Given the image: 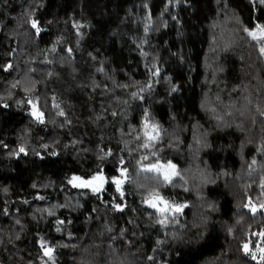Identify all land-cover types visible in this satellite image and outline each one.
<instances>
[{
	"label": "trees",
	"instance_id": "obj_1",
	"mask_svg": "<svg viewBox=\"0 0 264 264\" xmlns=\"http://www.w3.org/2000/svg\"><path fill=\"white\" fill-rule=\"evenodd\" d=\"M257 22L258 0H0V264H255L264 56L244 29ZM145 121L171 182L140 168ZM97 171L120 189L68 183ZM157 193L185 204L167 226L144 203Z\"/></svg>",
	"mask_w": 264,
	"mask_h": 264
},
{
	"label": "snow or ice",
	"instance_id": "obj_2",
	"mask_svg": "<svg viewBox=\"0 0 264 264\" xmlns=\"http://www.w3.org/2000/svg\"><path fill=\"white\" fill-rule=\"evenodd\" d=\"M253 2L255 3V0H253ZM259 4L260 5H264V0H259ZM30 23L32 25V27L36 30V32L39 34L41 32V28L39 26V21L35 18H31L30 19ZM257 29L259 30V33H257ZM246 32H249L250 35H252L253 37H256L257 34H259L260 36H264V24H257L256 28L253 29H249V28H245L244 29ZM145 31H147V27H145ZM69 51H71V49H69ZM260 52L262 54H264V46H261L260 48ZM11 65H6L5 67H10ZM156 73H159V68L156 69ZM133 95H136L135 93H133ZM141 99H143V97H141ZM29 103L31 104V101H29ZM7 107V105H5ZM33 107V112L32 114L34 116L37 117V119H41L43 118V113L40 112L37 108L36 105H32ZM260 113L261 116H264V110H261L259 107L257 109ZM61 114H63V111H61ZM145 115H147V112L145 113ZM219 119V117H218ZM147 127H148V122L145 121V135L147 137H149L150 140H155L157 139V137L160 135L159 131H158V126L156 124H152L151 128L154 130L155 135H153V133L148 132L147 131ZM0 143H3L2 141H0ZM199 143V141H198ZM148 144V141L145 142V145ZM5 147H7V145H4ZM41 147L46 148L47 145H42ZM258 151H264V147H262L261 149H258ZM27 150L26 148L21 145L19 148L18 152H12L9 153L10 155H16L19 156L21 153H25L26 154ZM111 152V149H109V153ZM37 155H40V153H37ZM53 155H55V153H53ZM146 159V157L144 158ZM120 163L123 164V158H121ZM138 164L140 163L139 161L137 162ZM253 163H255V160L253 161ZM251 167V166H250ZM140 168L143 169L144 171H155L157 173H162L164 176V180L167 182H171L172 181V177L175 175H178V173L175 171L176 165L172 163L171 160H169L167 162V165H164L160 162L159 159L156 160L155 163H144V164H140ZM119 171L121 173H127L128 169L125 167H121L119 169ZM112 180L116 183L117 189H120V185L122 183V180L116 176L112 177ZM76 181L80 182V186H87L92 188V190L94 192H98L100 190V188L103 187L104 184V177L102 176V174L97 171L92 177H90L89 179H84L83 177L80 176H73L70 180L69 183H75ZM261 186L264 187V179L261 180ZM7 189H5L6 191ZM155 191V190H153ZM121 195H123V192H121ZM161 201L164 204V207H159V205L155 202V201ZM144 203H151L152 206L154 208H158V210L161 213H165L168 211H173L176 213H179L183 210V208L185 207V204L183 203H175V202H169L167 200H164L163 197H161L158 193L152 198V200H145ZM116 208H121L122 205L120 204H116L115 205ZM245 207H249L251 209V211L253 213L257 212V206H254L251 203V197H249V204L245 205ZM258 207L260 208H264V203H261L258 205ZM58 223H61V221H58ZM161 224L165 223L164 220L160 221ZM59 231V229H57ZM231 231V229L229 230ZM71 235V234H70ZM258 235L264 237V231H261L258 233ZM159 243V241H158ZM243 250L246 254H250L252 256L253 260H259L261 262V264H264V246H261L259 243L256 244V250L253 251L250 248L249 242H245L243 244ZM52 253H53V248L52 247H46L44 248V254L46 256H48L49 258H52ZM257 253L259 255H257ZM151 259V257L149 258Z\"/></svg>",
	"mask_w": 264,
	"mask_h": 264
},
{
	"label": "rangeland",
	"instance_id": "obj_3",
	"mask_svg": "<svg viewBox=\"0 0 264 264\" xmlns=\"http://www.w3.org/2000/svg\"><path fill=\"white\" fill-rule=\"evenodd\" d=\"M258 2H259V0H258ZM261 6H263L264 7V5H261ZM263 24V23H261V22H257L254 26H253V28H256V25L257 24ZM253 28H251V29H253ZM249 33V32H248ZM257 33H259V30L257 29ZM250 35V34H249ZM250 37H251V39L252 40H254L255 42H257L258 43V45H259V48H261V46H264V36H260L259 34H257V36L256 37H253L252 35H250ZM262 54V53H261ZM263 56H264V54H262ZM32 112H33V108H32ZM147 131L148 132H151V133H153V135H155V132H154V130L151 128V126H148L147 127ZM156 142H157V139H155V140H150L149 138H148V144L147 145H145L144 144V147L142 148V154H141V159H142V162L140 163V164H144V163H155L156 162V160H153V159H151L154 155H155V147H156ZM146 157V159H144ZM162 164H164V165H167V162H161ZM143 170V169H142ZM147 172H154V173H156L157 174V172H155V171H147ZM101 173V172H100ZM102 174V176L104 177V184H103V187H104V185L107 183V182H111V183H113V184H116L113 180H112V177H105V175L103 174V173H101ZM158 174H161L162 176H163V174L162 173H158ZM79 176V175H76V174H72V175H70V177L68 178V183H69V180L73 177V176ZM94 175V174H93ZM92 175V176H93ZM92 176H90V177H92ZM80 177H82V176H80ZM90 177H83L84 179H89ZM116 177H118V178H120L121 180H122V182L124 181V177L122 176V175H118V176H116ZM164 177V176H163ZM70 185H72V186H74V187H77V188H87V189H89L90 191H92V192H94L93 190H92V188H90V187H87V186H80V182L79 181H76L74 184L73 183H69ZM100 189H102V188H100ZM155 196V195H154ZM153 196V197H154ZM152 197V198H153ZM161 197H163V196H161ZM152 198H150L149 200H152ZM163 199L164 200H167V201H169V202H175V203H182L181 202V200H169V199H166V198H164L163 197ZM158 205H159V207H164V204L161 202V201H159V200H157V201H155ZM148 205H150L151 207H153L152 206V204L151 203H148ZM154 208V207H153ZM155 210H156V212L160 215V217H161V220H164L165 221V223H163L162 225L163 226H167V224H168V222H170L171 220V218H172V215H174V212L173 211H168V212H165V213H161L159 210H158V208H154ZM168 217H170V219L167 221V218ZM254 239H256V241L255 240H253V242L251 241V242H249V245H250V248L253 250V251H255L256 250V244L257 243H259L261 246H264V240L262 239V238H264V237H262V236H260V235H258V233L257 232H255V234H254ZM246 254V253H245ZM248 255V257H249V259H250V261L253 263H255V264H261V262L257 259V260H253L252 259V256L250 255V254H247ZM257 255H259L258 253H257Z\"/></svg>",
	"mask_w": 264,
	"mask_h": 264
},
{
	"label": "flooded vegetation",
	"instance_id": "obj_4",
	"mask_svg": "<svg viewBox=\"0 0 264 264\" xmlns=\"http://www.w3.org/2000/svg\"><path fill=\"white\" fill-rule=\"evenodd\" d=\"M260 208V207H259ZM264 208H260V210H263Z\"/></svg>",
	"mask_w": 264,
	"mask_h": 264
}]
</instances>
